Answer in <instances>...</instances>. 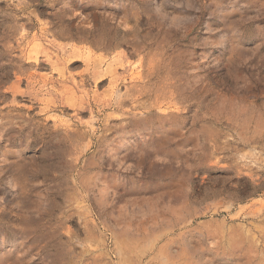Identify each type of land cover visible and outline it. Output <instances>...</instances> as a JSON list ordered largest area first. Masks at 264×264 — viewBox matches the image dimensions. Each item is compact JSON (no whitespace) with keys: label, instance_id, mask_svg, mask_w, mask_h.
I'll return each instance as SVG.
<instances>
[{"label":"rangeland","instance_id":"374dc122","mask_svg":"<svg viewBox=\"0 0 264 264\" xmlns=\"http://www.w3.org/2000/svg\"><path fill=\"white\" fill-rule=\"evenodd\" d=\"M0 264H264V0H0Z\"/></svg>","mask_w":264,"mask_h":264},{"label":"bare ground","instance_id":"6f19581e","mask_svg":"<svg viewBox=\"0 0 264 264\" xmlns=\"http://www.w3.org/2000/svg\"><path fill=\"white\" fill-rule=\"evenodd\" d=\"M87 26V25H86ZM258 92V91H257ZM254 93V92H253ZM261 97V96H260ZM13 126V125H12Z\"/></svg>","mask_w":264,"mask_h":264}]
</instances>
